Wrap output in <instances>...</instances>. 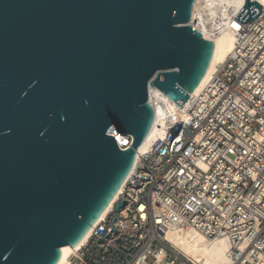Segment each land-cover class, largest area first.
Listing matches in <instances>:
<instances>
[{
	"label": "water",
	"instance_id": "95a60500",
	"mask_svg": "<svg viewBox=\"0 0 264 264\" xmlns=\"http://www.w3.org/2000/svg\"><path fill=\"white\" fill-rule=\"evenodd\" d=\"M194 1L0 0V264L77 248L156 128L149 85L184 104L205 78L215 42L186 24Z\"/></svg>",
	"mask_w": 264,
	"mask_h": 264
},
{
	"label": "built area",
	"instance_id": "2783aa9c",
	"mask_svg": "<svg viewBox=\"0 0 264 264\" xmlns=\"http://www.w3.org/2000/svg\"><path fill=\"white\" fill-rule=\"evenodd\" d=\"M235 16L233 52L201 92L166 111L164 140L138 156L68 264H193L170 230L225 239L234 264H264V4L251 22ZM114 137L122 150L132 144Z\"/></svg>",
	"mask_w": 264,
	"mask_h": 264
},
{
	"label": "bare ground",
	"instance_id": "6f19581e",
	"mask_svg": "<svg viewBox=\"0 0 264 264\" xmlns=\"http://www.w3.org/2000/svg\"><path fill=\"white\" fill-rule=\"evenodd\" d=\"M258 1L261 5L264 4V0ZM244 4L245 0L194 1L191 20L186 22V24L194 25V29L199 36L214 40L215 53L207 75L196 86L191 96L201 92L213 74L217 71L218 66L225 63L228 56L233 52L237 41V35L234 30L237 25L233 17L243 8ZM150 97L158 106V123L149 139L140 145L138 156L151 151L159 142L164 140L167 129L164 123V115L167 110H170L176 105L173 100L153 86L150 88ZM137 162L138 161H136L135 166ZM123 187L124 185L96 224L106 216L108 211L115 204ZM90 232L91 230L85 236L82 243L88 239ZM166 239L193 264H234L230 244L225 239L218 238L215 240H208L205 236L197 232H179L177 230L168 231ZM75 249L76 248L70 245L64 246L62 258L58 264H68L69 258Z\"/></svg>",
	"mask_w": 264,
	"mask_h": 264
}]
</instances>
